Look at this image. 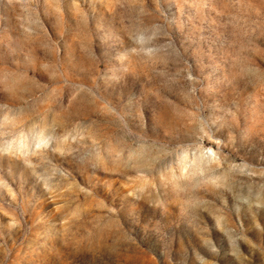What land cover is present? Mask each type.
Wrapping results in <instances>:
<instances>
[{
    "label": "rangeland",
    "instance_id": "1",
    "mask_svg": "<svg viewBox=\"0 0 264 264\" xmlns=\"http://www.w3.org/2000/svg\"><path fill=\"white\" fill-rule=\"evenodd\" d=\"M0 264H264V0H0Z\"/></svg>",
    "mask_w": 264,
    "mask_h": 264
}]
</instances>
